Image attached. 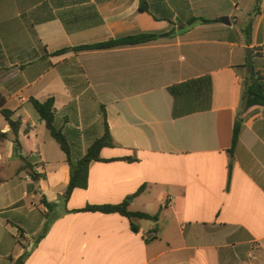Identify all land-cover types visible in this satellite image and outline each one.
I'll return each mask as SVG.
<instances>
[{"label":"crops","instance_id":"0c3cea01","mask_svg":"<svg viewBox=\"0 0 264 264\" xmlns=\"http://www.w3.org/2000/svg\"><path fill=\"white\" fill-rule=\"evenodd\" d=\"M256 5L0 0V94L20 122L15 136L0 115V264L26 253L19 264H264L263 107L241 112L230 152L247 48L264 73V0ZM192 16L209 22L182 31ZM140 33L157 37L72 49ZM204 76L210 109L174 118L168 87ZM51 97L73 160L105 123L113 143L90 163L87 187L67 200V156L31 102ZM124 201L157 219L82 210Z\"/></svg>","mask_w":264,"mask_h":264},{"label":"trees","instance_id":"16d2710c","mask_svg":"<svg viewBox=\"0 0 264 264\" xmlns=\"http://www.w3.org/2000/svg\"><path fill=\"white\" fill-rule=\"evenodd\" d=\"M261 0H257V5L255 11L259 10V3ZM141 10H146V2L143 1L140 6ZM203 22L207 23L209 20L198 18L192 16L185 25L181 26V30L184 31L190 26ZM250 26L245 29V33L250 38L249 30ZM155 34L148 33H140L135 35H128L119 38H112L107 41L98 42L90 45H81L78 47L72 48L73 50H101V49H111L120 46L126 45H138L142 43H146L156 39ZM69 48H64L58 50L54 54H63L68 51ZM244 67L247 68V73L242 81V96H241V105H240V113L236 119L233 137H232V148L230 152L233 151V148L238 142L240 133L243 127V118L241 117V112L246 111L253 106H261L264 108V73L260 70L256 69L255 62L253 61V65L250 69L246 65ZM168 91L174 98V106H173V117L179 118L191 113L204 111L210 109L211 106V91H212V81L210 76H204L200 78H195L191 80H187L178 84H174L168 87ZM31 102L42 118L45 121L47 128L49 129L51 135L56 139V141L60 144V147L65 152L67 156V161L70 165V182L67 186V189L64 193L65 200H67L72 191L75 188L81 187L85 188L88 184V169L89 165L92 161L100 160V151L105 146L112 145V138L110 135V131L107 123H105V132L104 135L94 141L90 147L88 148L85 155L77 160H73L71 146L66 138L65 134L61 129H59L55 124V99L53 97L48 98L46 101H39L36 99H31ZM13 112L7 108H4V98L0 94V115L6 119L13 131L14 135L17 136L18 130L20 127V122L12 120ZM16 142L18 139L16 137ZM31 177L34 180L39 178V175L36 172H31ZM144 187L140 189L143 190ZM139 193V192H138ZM41 203L48 209L53 207V203H50L46 200L45 197L41 199ZM128 201H124L120 204H106V205H88L82 210H90V211H100L104 213H112L119 212L128 217H138V218H146V219H157V215H150L143 212L138 211H130L129 210ZM134 229H136L134 227ZM27 256V253L22 256L17 264L22 263L24 258Z\"/></svg>","mask_w":264,"mask_h":264},{"label":"water","instance_id":"95a60500","mask_svg":"<svg viewBox=\"0 0 264 264\" xmlns=\"http://www.w3.org/2000/svg\"><path fill=\"white\" fill-rule=\"evenodd\" d=\"M221 20L225 24H228V25L231 24L230 19L227 16L222 17ZM246 57H247V67L248 69H250L253 65V50L251 48H247Z\"/></svg>","mask_w":264,"mask_h":264},{"label":"rangeland","instance_id":"374dc122","mask_svg":"<svg viewBox=\"0 0 264 264\" xmlns=\"http://www.w3.org/2000/svg\"><path fill=\"white\" fill-rule=\"evenodd\" d=\"M41 231H42V227H40V229H39L38 233H39V232H41Z\"/></svg>","mask_w":264,"mask_h":264}]
</instances>
